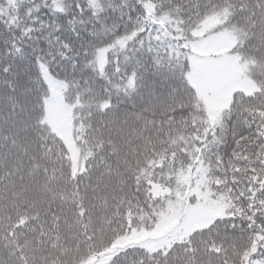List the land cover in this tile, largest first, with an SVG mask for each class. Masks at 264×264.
I'll list each match as a JSON object with an SVG mask.
<instances>
[{"label":"snow or ice","instance_id":"obj_1","mask_svg":"<svg viewBox=\"0 0 264 264\" xmlns=\"http://www.w3.org/2000/svg\"><path fill=\"white\" fill-rule=\"evenodd\" d=\"M0 264H264V0H0Z\"/></svg>","mask_w":264,"mask_h":264}]
</instances>
